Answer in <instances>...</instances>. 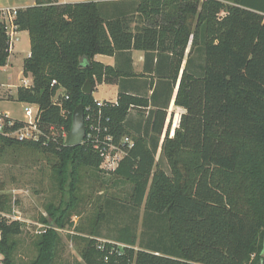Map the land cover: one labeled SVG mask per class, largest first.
<instances>
[{"label":"trees","instance_id":"16d2710c","mask_svg":"<svg viewBox=\"0 0 264 264\" xmlns=\"http://www.w3.org/2000/svg\"><path fill=\"white\" fill-rule=\"evenodd\" d=\"M134 4L114 17L96 2L51 1L17 11L16 31L27 32L30 45L22 75L31 77L32 86L18 87L15 100L38 107L40 136L38 142H19L0 135V161L19 151L54 158L51 181L61 200L46 212L56 230L67 225L69 206L61 204L66 195L74 204L81 170L90 171L103 188L129 185L128 203L133 210L143 209V231L154 230V239L143 244L128 223L103 239L100 226L122 210L116 194L99 196L89 228H77L72 237L81 243L77 264H264V0ZM188 46L174 101L186 113L160 148L167 174L155 157ZM132 50L146 59L171 54L164 106L150 114L152 138L130 135L124 125L129 110L147 107V99L120 92L116 103L99 107L92 94L82 93L87 80L94 91L96 84H113L123 75L94 61L95 56ZM9 55L0 13V68ZM55 97L61 106L53 104ZM151 98L156 100V93ZM79 105L96 117L100 111L115 140L133 141L113 172L100 169L102 159L90 146H65ZM4 192L0 178L1 264H57L60 242L54 229L40 235L33 259L16 261V238L24 224L6 218L11 199ZM100 240L105 241L101 249Z\"/></svg>","mask_w":264,"mask_h":264},{"label":"rangeland","instance_id":"374dc122","mask_svg":"<svg viewBox=\"0 0 264 264\" xmlns=\"http://www.w3.org/2000/svg\"><path fill=\"white\" fill-rule=\"evenodd\" d=\"M28 48L27 39L24 40L21 37V40L15 41L14 50L9 56L14 57L11 66L4 71H0V112L8 111L14 120L21 122H28L33 119L32 116L27 118L24 115V104L15 100L16 89L21 85L24 78L21 74L22 62L23 59L27 58ZM113 95V89L106 86L97 87V90H94L93 93V97L98 101L112 100ZM180 112L175 108L172 111L175 115L180 114ZM171 125L169 128H171ZM155 160L169 174L166 162L161 157V150L159 151V149L156 152ZM53 162L54 158L52 156L32 151L8 153L0 161V178L5 184L4 193L11 199V211L6 218L10 221L18 220L24 224L23 233L16 238L18 247L15 251V258L18 262H28L33 259L37 254L35 245L40 235L49 229H54V223L46 212L49 204L57 206L61 200L60 194L53 188L55 185L51 181V165ZM106 174L104 177L110 179L111 175ZM79 176L81 182L75 193L74 204H69L68 195L64 196L61 204L69 206L67 225L63 229H54L60 242L56 250L57 264H77L81 262L79 255L81 243L79 240L72 239V237L78 235L77 231L79 229L77 228L82 227L86 230L89 228V221L93 216L92 213L96 208L99 196L105 198L106 195L116 194V196H119L122 210L118 213H111L110 218H112L109 223L104 222L100 226L103 239L110 238V235L114 234L115 227H119L124 223L134 226L137 238L143 244L150 243L154 239V230H149L147 233L143 231V209L133 210L128 203L129 185L103 188L99 180L91 176L90 171L84 169L80 171ZM65 190H68L67 186H65ZM133 216L137 218L134 222ZM42 219H45L47 223L43 224ZM69 222L73 224L72 227H69Z\"/></svg>","mask_w":264,"mask_h":264},{"label":"crops","instance_id":"0c3cea01","mask_svg":"<svg viewBox=\"0 0 264 264\" xmlns=\"http://www.w3.org/2000/svg\"><path fill=\"white\" fill-rule=\"evenodd\" d=\"M54 2L57 5L64 4H75V3H85V2H96L99 3L103 13L107 17H114L120 15L122 10L126 12H130L133 7H135L134 2L138 0H0V11L4 9H26L29 7L36 6L37 4H48L49 2ZM27 39L29 45V36L27 32H16L13 38V47L10 51V54L14 50L15 41ZM190 46L187 47L184 55V60L181 66L180 75L176 84L172 87V93L170 99L167 104V108L165 109L167 115L164 122V126L162 129L161 136L159 137L158 149L161 150V144L165 137V135H169V137H173L174 130L179 125V120L181 115H184L186 111L177 107L174 104L178 84L180 81L181 73L186 66V61L188 58ZM10 56V55H9ZM30 56V45L27 50V58ZM170 56L169 53L162 54L161 58H158L156 53H153L145 58V53L140 51H129L124 54H116L114 56H104L97 55L94 57V61L103 64L104 66L117 69L122 72V77L118 78L117 81L113 84H96L94 90H97V87H110L114 91V97L112 100H103L98 101L94 97V100L98 103L108 102V103H116L118 94L120 92L128 94L130 96H135L138 98H145L148 100L147 107H132L126 118L124 123L126 130L133 136H147L150 138L153 136L151 132V123L153 121L151 112H154L157 109H160L164 106L165 98L167 96L165 92V83L168 78V69L170 65ZM12 58L9 57L7 61V65L5 67L0 68L1 70H5L7 67L11 66ZM26 58V59H27ZM11 59V60H10ZM25 59H23L24 62ZM22 62V66H23ZM192 67V66H190ZM126 74H125V73ZM22 74V71H21ZM27 80H32L30 76L24 77ZM23 78V79H24ZM4 85V83H2ZM94 91H92L93 95ZM156 93L157 99L153 100L151 97ZM156 97V96H155ZM180 110V114L175 115L172 113L173 109ZM3 114H7L10 118H12L8 111L0 112ZM13 119V118H12ZM171 125V128L169 126ZM151 135V136H150ZM157 149V150H158Z\"/></svg>","mask_w":264,"mask_h":264},{"label":"built area","instance_id":"2783aa9c","mask_svg":"<svg viewBox=\"0 0 264 264\" xmlns=\"http://www.w3.org/2000/svg\"><path fill=\"white\" fill-rule=\"evenodd\" d=\"M17 11L18 9H4L0 11L4 30L9 38V52L12 50L13 38L17 32L16 26L14 25ZM53 84L54 82H52ZM31 86L32 80L24 78L19 87L29 89ZM53 104L61 106L57 97L54 98ZM97 104L99 107L103 106L102 102H97ZM23 113L27 118L32 116L33 119L28 122H21L10 118L7 114L0 113V135L4 138L19 142H38L40 136V131L37 126L39 115L38 107L32 104H24ZM102 120L100 111L97 117L91 113H87V110L84 112L85 137L82 144L90 146L94 151L98 152L102 159L100 165L101 170L113 172L126 156L127 152L133 147V141L126 136L120 140H115V137L109 132L108 126L102 123ZM16 122H19V124H16ZM107 122H109L108 119H105V123ZM99 243V248L101 249L105 241L100 240ZM119 247L122 246L119 245ZM1 260L2 256L0 255V264Z\"/></svg>","mask_w":264,"mask_h":264},{"label":"water","instance_id":"95a60500","mask_svg":"<svg viewBox=\"0 0 264 264\" xmlns=\"http://www.w3.org/2000/svg\"><path fill=\"white\" fill-rule=\"evenodd\" d=\"M92 91L90 80H87L82 87V93L90 95ZM84 112L82 105L77 106L73 111L70 130L65 138V146L74 147L82 144L85 137Z\"/></svg>","mask_w":264,"mask_h":264}]
</instances>
